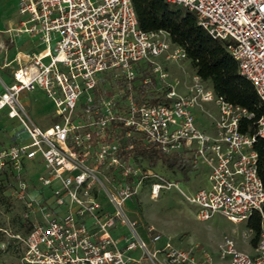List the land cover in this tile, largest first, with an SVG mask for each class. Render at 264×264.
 I'll list each match as a JSON object with an SVG mask.
<instances>
[{
  "label": "built area",
  "instance_id": "obj_1",
  "mask_svg": "<svg viewBox=\"0 0 264 264\" xmlns=\"http://www.w3.org/2000/svg\"><path fill=\"white\" fill-rule=\"evenodd\" d=\"M166 1L192 11L200 27L225 42L264 104V0ZM17 10L13 31L46 44L18 58L10 84L0 77V113L6 109L30 139L6 144L0 137V173L10 175L9 194L28 227L23 237L14 235L24 246L21 264H215L200 244L158 245L162 236L152 226L137 230L123 206L146 183L154 198L177 189L200 220L221 215L238 223L259 213L254 252L224 236L216 257L264 264V179L253 147L264 139V113L254 132L244 131L254 113L216 95L197 73L170 81L165 62L186 53L166 31L141 29L132 0H17ZM107 74L113 85L102 95ZM140 84L149 86L147 97L163 99H139ZM36 87L54 104L46 128L19 101ZM130 138L154 145L159 155H184L203 169L207 184L185 193L158 171L159 163L130 154ZM35 166L40 171L32 178Z\"/></svg>",
  "mask_w": 264,
  "mask_h": 264
},
{
  "label": "rangeland",
  "instance_id": "obj_2",
  "mask_svg": "<svg viewBox=\"0 0 264 264\" xmlns=\"http://www.w3.org/2000/svg\"><path fill=\"white\" fill-rule=\"evenodd\" d=\"M21 17L17 10V0H0V31L8 27L9 21ZM5 34L0 33V42L4 44ZM25 41L26 45L35 50H43L46 44L38 37H23L17 39ZM53 46V43L50 44ZM2 48H0V58ZM16 65L15 67H17ZM165 68L169 71V80L174 78L187 79L193 70L187 59L178 62H165ZM11 68L5 67L0 70V77L6 84H10ZM161 90L164 84L161 83ZM3 85L0 81V91ZM20 103L26 108L32 121L40 128H46L52 123L51 115L54 112V104L45 92L36 87L33 90L22 91L19 94ZM0 113V137L6 144L29 142V136L23 130L17 119L7 117V110ZM145 164V162H142ZM158 171L167 179L176 180L179 187L185 192H192L197 187L206 185V176L203 169L194 166L188 169L187 174L178 170H170L159 164ZM34 178L40 169L35 166L30 168ZM10 180L0 173V264H21L24 246L20 238L25 235L26 226L22 221V208L9 194ZM105 201V198L102 199ZM127 215L137 221V230H146L152 226L154 231L161 234L162 238L158 245L169 240L173 245L188 247L194 244L202 245L212 254L223 241L224 236H230L236 241L237 246L250 252L253 246L252 232L246 226V221L232 223L221 215H215L207 220H200L196 216L195 206L185 200L183 195L175 188L162 190L158 197L150 195L147 183L139 189V192L127 199L124 203ZM142 229V230H143ZM120 233L126 234L127 227L119 228ZM147 241V236H143ZM217 264H220L219 262ZM222 264H227L222 262Z\"/></svg>",
  "mask_w": 264,
  "mask_h": 264
},
{
  "label": "trees",
  "instance_id": "obj_3",
  "mask_svg": "<svg viewBox=\"0 0 264 264\" xmlns=\"http://www.w3.org/2000/svg\"><path fill=\"white\" fill-rule=\"evenodd\" d=\"M132 3L141 29L166 31L171 41L186 53V59L193 72L207 82L216 95L254 113L253 118L243 121L242 125V130L254 132L256 120L264 113V104L257 96L252 83L238 73L237 63L227 50L225 42L212 38L197 24L195 14L184 7L166 0H132ZM116 84L122 85L123 82L117 80ZM112 85L110 76L105 75L98 86L99 93L108 94ZM148 88V85L138 86L139 99L150 103L163 99V93L158 97H147ZM128 142L133 143L130 154L140 155L150 166L159 163L167 169L180 171L183 176L190 167H194L184 155L163 156L159 155L154 145L150 143L142 145L141 140L134 138H130ZM253 147L258 153L259 174L264 179V139L258 138ZM3 175L10 180L8 173L5 172ZM23 224L25 225V222ZM246 226L253 234L251 242L254 245L260 232L259 213H252L246 220Z\"/></svg>",
  "mask_w": 264,
  "mask_h": 264
},
{
  "label": "crops",
  "instance_id": "obj_4",
  "mask_svg": "<svg viewBox=\"0 0 264 264\" xmlns=\"http://www.w3.org/2000/svg\"><path fill=\"white\" fill-rule=\"evenodd\" d=\"M20 18L21 17H19L18 19H12L11 21H9L8 27L5 28L3 30V32L0 31V33H2V34L4 33L5 37H6L5 41H4V44H1V42H0V48H2V56L0 58V70H1L3 64H8L7 67L11 68V70L13 68H16L15 66L18 64V58L22 60V55L24 53L35 50L34 47H31L30 45H26L25 41H21V40L18 41L17 40L18 38L21 39L23 37H36V36L28 35V34H16L13 31V28L18 24ZM35 51H37V50H35ZM140 230L143 233V230L142 229H140ZM143 235H145V234H143ZM235 243H236V241H235ZM255 244L253 246H251L250 252H247V253L251 254V253L254 252ZM237 245L238 244L236 243V246ZM216 251H217V249L212 254L213 258H214V263L217 264L219 262L220 264H222L223 261L218 260L217 257H216Z\"/></svg>",
  "mask_w": 264,
  "mask_h": 264
}]
</instances>
